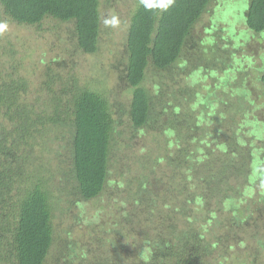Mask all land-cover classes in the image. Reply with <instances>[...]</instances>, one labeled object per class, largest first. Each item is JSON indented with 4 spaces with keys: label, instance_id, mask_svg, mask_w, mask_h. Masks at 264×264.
<instances>
[{
    "label": "trees",
    "instance_id": "obj_1",
    "mask_svg": "<svg viewBox=\"0 0 264 264\" xmlns=\"http://www.w3.org/2000/svg\"><path fill=\"white\" fill-rule=\"evenodd\" d=\"M114 2L128 6L126 108L71 60L99 50L100 7ZM213 3L230 32L244 14L242 43L264 40V0H0V264H264V165L241 128L248 104L264 107V48L249 82L248 67H224L212 36L196 51L193 26ZM48 16L72 23L70 46L29 69L33 39L4 23ZM190 58L211 68L212 87L173 101L187 92ZM83 202L97 209L86 233L71 232L75 218L57 225V212Z\"/></svg>",
    "mask_w": 264,
    "mask_h": 264
},
{
    "label": "rangeland",
    "instance_id": "obj_2",
    "mask_svg": "<svg viewBox=\"0 0 264 264\" xmlns=\"http://www.w3.org/2000/svg\"><path fill=\"white\" fill-rule=\"evenodd\" d=\"M236 8V6L232 7L230 15H228L227 17L229 21L232 18V14H236ZM216 10H218V8L216 7V4L213 3L208 7V12H205L193 26V35L196 38L197 46L196 51H199V53L201 54V49H203L202 45H209L212 38H207L212 36L217 40V43L223 45L228 51V57L222 60V63H224V67L228 68V66L231 65H242L243 68L248 67L247 70L243 73L247 74V80L249 82L253 77L252 66L257 64L259 65V62H262L264 40H258V35L255 34L254 37H249L248 39H246V41L244 39V43H242L243 39L240 34L241 31H243L246 27L244 22L242 21L244 19V14L241 16V21L235 22L236 29H234L233 32H230L227 30V28H223V26H226L227 24H222L220 21H217V24L215 23L214 18L212 17ZM100 12L102 30L99 37V50L96 51L95 54H80V56L78 57L72 56L71 60L77 66V68L80 69V73L91 80V85H104L108 90L107 92L110 95V99L123 102V106L124 108H126L125 106H127L126 103L129 100L128 98L130 96V91H128L129 86L126 81L120 77L123 76V60L126 54L124 34L127 27L126 20L128 18V6L122 4L121 2H114V4H102L100 7ZM211 19H213L214 22H212ZM4 26L5 33L9 34L11 37L17 36L19 37V39L21 38L20 40L33 39L31 43L32 47H36L35 50L27 58V61H29V69L32 68V64L30 62L37 60V63L40 64L41 59L48 61L55 56L61 57L70 46L67 41H64L69 37L70 28L72 26V23L68 21H61L58 19L55 20L52 17L48 16L43 19V22L40 26L34 28L29 26H20L13 23L11 20L5 22ZM201 41L204 44H200ZM186 55L189 57L188 52L186 53ZM237 59L239 60V62H237ZM197 61L198 59L195 60L191 58L188 61V65L186 66L188 70L186 72L187 74L190 73V75L183 79V81L187 82L189 85H184V83H182L187 92L180 94V97H178V95H175L173 101L182 100L183 96H185L188 101L194 102L199 98L200 95H203L209 90L207 85L210 86L211 84L210 87H212V77H210L209 74L211 68H208L209 70H205L206 72H204V69H199L200 66L198 65V63L200 62L198 61V63H196ZM220 70H218L215 76H213L214 79L219 76V74L221 73ZM240 70H238L237 73ZM203 73L206 74L203 75ZM222 74L223 73H221L220 76H222ZM160 77V75H157L156 78L154 76L153 78L148 76L149 82L146 84V86H148V88H152L151 84L154 83V80L156 81L157 78ZM172 81L173 80L171 79L170 82L172 83ZM192 81L193 83L191 84ZM258 89L260 90L262 89V87H259ZM191 91V95H188ZM209 96L213 97V95H208V97ZM214 97H216V95H214ZM214 101L216 102V99L210 102V109L214 106ZM247 108H249L251 114L247 115V117L245 118L244 116L242 117L241 128L246 129L244 130V135L246 136V146L250 151L252 149L253 153L259 156L260 161L257 160V162L259 161L258 163L260 167L261 165H264L263 160H261V157L263 156L261 141L264 140V107L262 105L254 106V109H252L253 104H248ZM252 121H254V124L252 123ZM139 145L140 143L135 145L136 147L134 146L133 148V158H135L136 153L142 150L140 149L141 146ZM149 146L154 149L157 146V143L151 140ZM255 160L256 159H254V161ZM121 161L122 160H120V162ZM249 167V171H251L252 164L249 165ZM261 173L263 176L264 170H261ZM111 177H115L116 180L119 178V176L114 175H112ZM118 180L120 181V179ZM263 183L264 181L262 182V184ZM256 189L257 188H255L254 191H256ZM239 190H242V187H240ZM249 202V205H251L250 209H254L253 207L259 203L258 201L253 202L252 200H249ZM81 205L82 208L77 205L70 206L69 211L64 217L57 212L55 219L57 221V225L60 223H62V225H67L75 218V229L73 228L71 232L86 233V230H84L83 227L86 226L87 222L94 220V212L97 213V209L94 208L91 203H81ZM110 213L111 210L107 211V209L106 211L100 213L101 215H103V221L105 222V220H107V226H111L116 220H112L113 216H110ZM76 214H78V219ZM102 219L98 218L97 222H100ZM252 238L255 237L252 236ZM261 239L264 238L262 237Z\"/></svg>",
    "mask_w": 264,
    "mask_h": 264
}]
</instances>
